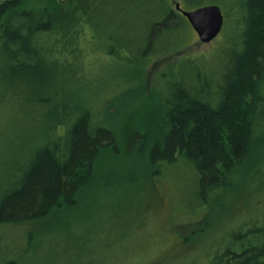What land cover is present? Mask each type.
Listing matches in <instances>:
<instances>
[{"label": "trees", "instance_id": "16d2710c", "mask_svg": "<svg viewBox=\"0 0 264 264\" xmlns=\"http://www.w3.org/2000/svg\"><path fill=\"white\" fill-rule=\"evenodd\" d=\"M230 2L214 60H179L151 98L134 135L138 154L128 161L149 172L134 163L123 175L143 177L163 194L174 228L208 222L215 206L221 212L239 206L228 207L230 198H247L251 216L223 235L205 264H264V0ZM201 3L180 0L191 11ZM194 35L171 0L1 3L0 248L8 228L73 208L96 159L117 149L114 130L92 110L99 89L132 93L137 75L188 48ZM92 68L134 76L104 77L103 87L89 79ZM120 177L108 174L97 187L131 186ZM171 185L179 191L173 201ZM0 264L19 260L4 253Z\"/></svg>", "mask_w": 264, "mask_h": 264}, {"label": "rangeland", "instance_id": "374dc122", "mask_svg": "<svg viewBox=\"0 0 264 264\" xmlns=\"http://www.w3.org/2000/svg\"><path fill=\"white\" fill-rule=\"evenodd\" d=\"M4 1L6 0H0V5ZM67 1L21 0V4L33 9H42L64 4ZM171 1L175 6L177 3L180 4V0ZM230 1L202 0L201 4L218 6L222 10L226 24ZM182 9L192 10L185 5ZM226 30L224 25L220 35L207 45L202 44L195 34L194 41L188 48L175 56L156 61L144 76L137 75L140 81L135 83L132 93L122 92V87L116 92L113 91L112 86L99 89L103 95L98 99V105L92 102L91 106H94L92 110L100 124L114 130L117 149L102 152L96 159L92 167L91 183L78 196L73 208L41 223L8 228L2 237L3 247L0 248V254L5 253L18 259L19 264H205L208 262L217 250L223 235L236 229L251 216L247 208V198H243L241 203L230 198L228 207L237 202L239 206L221 212L216 209L218 205L215 206L208 222L205 219L195 227L174 228L170 225L168 204L163 194L158 193L143 177L132 181V177L129 179L123 174L134 163L138 166L140 164V172L143 171L145 174L149 172L148 166H144L143 162L135 160L132 165L131 161L129 163L128 161L138 154L134 135L149 110L151 98L162 86L163 80L171 77L176 63L181 59L201 57L202 60H214L213 57L220 50ZM100 62L98 60L99 64ZM96 69H90L89 73V79L92 77L93 82L97 80L105 83L104 77L113 81L115 76L122 79L134 76L120 69L107 71ZM99 82L96 84L106 86ZM110 88L112 91L108 92ZM106 98L110 100L109 103L100 106ZM88 102L91 104V100ZM86 172H83V177L86 176ZM113 173H120L121 181L127 182L129 179L131 186L119 189L122 191L112 189L103 191L97 187L103 181V177ZM239 191L238 194L244 196L243 190ZM178 192L171 185L168 192L170 201L176 199ZM259 195L255 196L259 197Z\"/></svg>", "mask_w": 264, "mask_h": 264}, {"label": "water", "instance_id": "95a60500", "mask_svg": "<svg viewBox=\"0 0 264 264\" xmlns=\"http://www.w3.org/2000/svg\"><path fill=\"white\" fill-rule=\"evenodd\" d=\"M175 7L186 18L202 44H211L222 32L225 18L218 6H205L193 11H184L179 3Z\"/></svg>", "mask_w": 264, "mask_h": 264}]
</instances>
